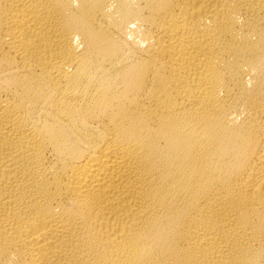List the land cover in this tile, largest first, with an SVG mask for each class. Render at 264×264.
Masks as SVG:
<instances>
[{"label": "bare ground", "instance_id": "6f19581e", "mask_svg": "<svg viewBox=\"0 0 264 264\" xmlns=\"http://www.w3.org/2000/svg\"><path fill=\"white\" fill-rule=\"evenodd\" d=\"M0 264H264V0H0Z\"/></svg>", "mask_w": 264, "mask_h": 264}]
</instances>
